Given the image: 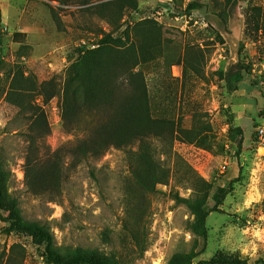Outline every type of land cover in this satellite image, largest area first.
<instances>
[{
  "label": "rangeland",
  "instance_id": "374dc122",
  "mask_svg": "<svg viewBox=\"0 0 264 264\" xmlns=\"http://www.w3.org/2000/svg\"><path fill=\"white\" fill-rule=\"evenodd\" d=\"M189 5L195 6L190 12ZM17 33L26 37L17 42ZM110 33L122 37L118 46L91 55ZM85 54L92 60L86 74L102 85L104 96L106 82L114 80L116 94L124 95L118 81L123 77L108 80L106 72L133 58L147 85L146 116L169 117L187 131L168 146L167 155L163 144H153L171 176L146 195L135 226L138 242L124 225L133 179L129 152L139 144L111 148L76 166L64 159L56 201L27 186L34 112H44L50 128L39 156L82 136L89 114H78L70 125L61 106L71 68ZM259 128H264V0H0V154L9 172L8 192L19 200L25 219L51 229L63 251L81 248L119 255L130 264H168L175 256L205 250L192 264L225 258L257 264L264 258ZM195 177L230 190L207 219L206 245L190 231V210L176 198L193 196ZM215 204L210 198L209 207ZM0 216V264H47L44 249L13 231L2 209Z\"/></svg>",
  "mask_w": 264,
  "mask_h": 264
},
{
  "label": "trees",
  "instance_id": "16d2710c",
  "mask_svg": "<svg viewBox=\"0 0 264 264\" xmlns=\"http://www.w3.org/2000/svg\"><path fill=\"white\" fill-rule=\"evenodd\" d=\"M189 5L188 11L194 9ZM131 23L130 20H128ZM26 37V34H15L14 39ZM121 38L113 34H106L101 40L98 50L91 55H98L100 50L114 49ZM244 45L240 46V52ZM92 63L86 54L81 55L74 63L66 80L62 98V117L65 122L72 125L78 114H89L85 121L86 126L81 131L82 136L74 143L63 146L54 153H45L39 156L40 140L50 134L47 117L44 112H34L37 131L29 134V152L26 157V179L29 190L35 195L50 196L56 201L64 181L65 160L70 158L76 166L89 158H99L111 148L129 149L139 144L137 151L130 150L133 179L127 185L125 203L127 204L128 219L124 229L137 241L135 226L138 224L146 195L156 192L159 185H167L171 176L166 161L156 159V149L153 144H163V151L187 131L176 128L175 121L169 117L154 118L146 116L147 85L142 72L137 70L138 65L132 59L125 64L110 66L106 77L119 79L123 96L118 97L116 92L120 89L114 80L110 85L106 82V96L102 95L103 87L100 83L93 84L88 72L87 64ZM118 68V70L116 69ZM120 70V71H119ZM239 78L237 81H241ZM178 135V136H177ZM258 137V131H257ZM193 187V196L189 199L177 196L179 202L186 204L190 210L192 220L189 229L203 241H208L207 219L212 212L222 205L224 198L230 193L227 187L215 188L213 184L201 178L190 180ZM9 172L0 154V209L8 214L12 221L11 229L30 237L35 244L44 249V258L47 264H130L115 254L97 255L81 248L76 250L60 249L56 244L54 233L50 228L23 216L19 200L8 192ZM214 191V192H213ZM210 198L215 201L213 208L209 207ZM2 218V216H0ZM130 224V225H129ZM106 239V231L104 232ZM138 242V241H137ZM137 244V243H136ZM144 249L142 250V252ZM178 255L168 264H192V260L200 254ZM214 264H248L241 259L214 260ZM257 264H264V258Z\"/></svg>",
  "mask_w": 264,
  "mask_h": 264
},
{
  "label": "built area",
  "instance_id": "2783aa9c",
  "mask_svg": "<svg viewBox=\"0 0 264 264\" xmlns=\"http://www.w3.org/2000/svg\"><path fill=\"white\" fill-rule=\"evenodd\" d=\"M257 131L259 140L264 143V128H259Z\"/></svg>",
  "mask_w": 264,
  "mask_h": 264
}]
</instances>
